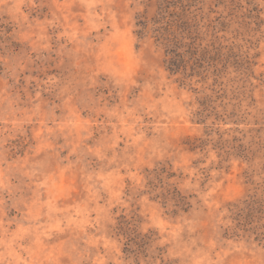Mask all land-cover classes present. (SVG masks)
<instances>
[{"label":"clouds","instance_id":"9594fccd","mask_svg":"<svg viewBox=\"0 0 264 264\" xmlns=\"http://www.w3.org/2000/svg\"><path fill=\"white\" fill-rule=\"evenodd\" d=\"M155 2L0 0V264H264V0Z\"/></svg>","mask_w":264,"mask_h":264},{"label":"rangeland","instance_id":"374dc122","mask_svg":"<svg viewBox=\"0 0 264 264\" xmlns=\"http://www.w3.org/2000/svg\"><path fill=\"white\" fill-rule=\"evenodd\" d=\"M151 7L154 9V14L144 16L142 22L145 25L165 21V23L162 25L163 32L165 33L170 32L173 27H175L177 31L188 32L189 34L191 33L192 24L186 18L189 6L182 4L178 5L176 0H156V2L151 5ZM176 7H179L181 10L179 12L169 11L170 8L175 9ZM217 20H219V17H217ZM177 46L179 47L182 45L177 43ZM185 55L192 59L193 70L204 68L205 65L211 66L222 59L220 48L212 47L211 49L199 50L197 47L189 45L186 53H174V58H177L176 63L180 66V69L185 67ZM225 59L231 61V64L235 70L244 72L255 78V72L252 71V68L254 67L252 62L241 61L240 59L236 58L235 54L233 53H229L228 57ZM224 67L226 69V65ZM205 111H208L207 105L205 107ZM233 140L235 141L236 138L234 137ZM238 148L240 154L243 155L244 146L238 145ZM244 182L248 183V179L246 178ZM260 213H264V198L253 194L249 196L244 202L243 208L238 207L236 216L238 219L243 218L246 223H250Z\"/></svg>","mask_w":264,"mask_h":264},{"label":"trees","instance_id":"16d2710c","mask_svg":"<svg viewBox=\"0 0 264 264\" xmlns=\"http://www.w3.org/2000/svg\"><path fill=\"white\" fill-rule=\"evenodd\" d=\"M175 59V61L177 60V58H174Z\"/></svg>","mask_w":264,"mask_h":264}]
</instances>
